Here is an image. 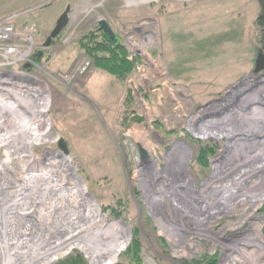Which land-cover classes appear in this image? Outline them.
Listing matches in <instances>:
<instances>
[{
    "label": "rangeland",
    "instance_id": "374dc122",
    "mask_svg": "<svg viewBox=\"0 0 264 264\" xmlns=\"http://www.w3.org/2000/svg\"><path fill=\"white\" fill-rule=\"evenodd\" d=\"M68 8V26L45 48ZM259 9V0H0V21L37 25L33 64L0 68V264H28L76 227L100 234L49 264L78 255L83 264H127L136 230L142 264H264V195L242 214L227 207L225 189L264 194ZM101 21L136 61L124 83L82 48L104 32ZM25 92L35 98L28 109ZM21 111L42 121L47 140L29 145ZM216 186L225 203H203Z\"/></svg>",
    "mask_w": 264,
    "mask_h": 264
},
{
    "label": "trees",
    "instance_id": "16d2710c",
    "mask_svg": "<svg viewBox=\"0 0 264 264\" xmlns=\"http://www.w3.org/2000/svg\"><path fill=\"white\" fill-rule=\"evenodd\" d=\"M259 6V13L255 20L256 40L259 52H264V0H259ZM85 41L82 43L85 53L95 60L100 71L109 74L116 81L124 83L135 72L136 61L129 59L127 48L117 36L112 39L108 34L98 30L97 33L89 34ZM191 132L201 137L196 127ZM206 193L207 195L205 196ZM206 193L202 196L205 197V200L202 201L203 203L215 197H220L225 203L224 193L217 186L216 188L211 187L209 192ZM144 245L141 233L136 230L132 243L123 256L127 264H142ZM78 256L70 257L62 264H83L82 258ZM216 261V258H212L210 259V264H217Z\"/></svg>",
    "mask_w": 264,
    "mask_h": 264
},
{
    "label": "bare ground",
    "instance_id": "6f19581e",
    "mask_svg": "<svg viewBox=\"0 0 264 264\" xmlns=\"http://www.w3.org/2000/svg\"><path fill=\"white\" fill-rule=\"evenodd\" d=\"M257 82V81H256ZM256 82H253V85H257L256 84ZM261 82H264V76L261 78ZM5 90V89H4ZM13 90V89H12ZM6 92H9V93H11L12 91H11V89L10 88H7L6 89ZM34 92V91H33ZM9 93H7V97L9 98V99H11V100H13V105H15V107L17 108L18 106H17V104H16V101H17V99H15L16 97H17V93L15 94V96L13 97V96H11ZM26 94H25V96H24V98H22L21 100H24V102L25 101H28V100H30V101H28V103H30L31 105L32 104H35L34 102H35V98H34V96L30 93V92H25ZM20 96H21V94H19ZM38 95V94H37ZM14 100H16V101H14ZM33 102V103H32ZM29 104V105H30ZM1 105V104H0ZM20 105V104H19ZM23 105V104H22ZM22 105H20V107L22 106ZM6 107H8L9 109H13L11 106H9V105H6ZM1 108V107H0ZM19 108V107H18ZM27 108V107H26ZM15 109V108H14ZM22 109V108H21ZM28 109V108H27ZM15 110H17V109H15ZM23 110V109H22ZM25 110V109H24ZM18 112H20V111H18ZM37 114V113H36ZM21 115L22 116H24L25 115V111H21ZM38 115H40L42 118H44V120H45V122L46 121H48V120H46L47 118L42 114V113H39ZM36 118H38V117H36ZM23 121L25 122V121H28V123H24V122H22V124L24 123L25 125H30V126H28V127H26L25 129L26 130H29L30 132H28L29 134H28V140L30 139V144L29 145H32L33 144V142L35 141V140H37L38 142H39V144H40V142L41 141H43L44 139H46L47 140V138H46V136H47V132H48V130H46V131H43V129H41V128H39V126L38 125H36L33 121H32V118L31 117H29V116H26V118H24L23 119ZM16 122H18V121H16ZM46 124H47V122H46ZM19 125V123H17V126ZM42 125V124H41ZM38 126V127H37ZM47 126H48V124H47ZM16 128V127H15ZM37 128V129H36ZM23 131V130H22ZM21 131V132H22ZM26 133V132H25ZM24 133V134H25ZM19 135V134H18ZM9 138V137H8ZM15 138V137H14ZM17 140V139H16ZM44 143V142H43ZM33 145H35V144H33ZM37 145V144H36ZM15 147V146H14ZM68 159H70L69 157H67ZM63 171V170H62ZM75 175H73V179H75V177H74ZM29 181H31V180H29ZM25 185H27L28 186V182L27 181H24V185H22L23 187H25ZM226 186V195H227V207L230 209V210H232V211H236V212H238V211H240L242 214L243 213H246V209H247V207L251 204V203H253V202H258V200H257V198H259V196H261V195H264V194H261V193H258V190H257V192H255V191H248V192H245V193H241V195H239V194H235L234 193V191H233V188H232V186H228V185H225ZM80 187V184L78 185H74V187L73 188H79ZM23 189V188H22ZM25 191V190H24ZM69 191V190H68ZM76 192L77 193H79V191L78 190H76ZM73 189H71V191L69 192V193H71V194H75L76 193ZM257 193V194H256ZM72 196V195H71ZM21 200V199H20ZM257 200V201H256ZM17 205H18V203H17ZM14 206V205H13ZM18 206H27V203L26 202H24V198H23V202H20V205H18ZM24 208H26V207H24ZM28 208H29V206H28ZM24 210L25 209H21V210H19L20 212H21V214H23L24 213ZM23 212V213H22ZM33 212V211H32ZM29 214V213H28ZM24 216V215H23ZM76 216V215H75ZM96 221L98 220L97 218H98V215L96 214ZM100 216V215H99ZM72 220V221H71ZM76 221V220H75ZM33 222H34V220H33ZM67 224L70 226V224L71 225H73L74 224V220L73 219H70L68 222H67ZM83 227H85V228H88L89 229V226H88V224H84L83 225ZM79 228H80V230H81V232H78L79 231ZM78 229H77V227L76 228H74L73 230H70V228H68V229H63L64 230V232L63 233H61V234H63V235H65L66 236V238H58V239H56V243L54 242H49V240L47 241V244L46 245H49L50 246V244L51 245H53L52 247H50L49 249H48V251H46L45 253H42V255L40 256V257H33L32 259H30L31 261L28 263V264H36L37 262H39V261H43L45 264H49V263H51V261L52 260H50V258L52 257V256H54V255H56V254H58V253H61L63 250H65V249H67V250H69V249H71V248H77L78 246H82L83 244H88V243H92V242H94L96 239H97V236H98V234H100V231H95L94 233H92L91 231H90V229H89V231H87L86 233L83 231V229H82V227H79ZM87 229V230H88ZM86 230V229H85ZM96 230V229H95ZM98 230H99V228H98ZM8 231V230H7ZM10 231V230H9ZM25 234V233H24ZM26 235V234H25ZM4 241V240H3ZM41 242L42 241H40V243H37L36 245L37 246H41L40 244H41ZM9 243V242H8ZM6 244V243H5ZM7 245V244H6ZM5 245V246H6ZM11 246H13V245H11ZM9 248H10V246H9ZM29 252V251H28ZM11 255H16V253H12ZM17 259H19L18 260V262H20V260H21V258L22 257H24V255L22 256V254L21 253H19V254H17L16 256H15ZM29 257V256H28ZM9 258V257H8ZM12 263V262H11ZM21 263V262H20ZM19 263V264H20Z\"/></svg>",
    "mask_w": 264,
    "mask_h": 264
},
{
    "label": "built area",
    "instance_id": "2783aa9c",
    "mask_svg": "<svg viewBox=\"0 0 264 264\" xmlns=\"http://www.w3.org/2000/svg\"><path fill=\"white\" fill-rule=\"evenodd\" d=\"M15 19H18V16L0 21V68L7 67L17 70L22 69V66L28 68L33 64L32 59L34 57H30L33 49L31 45L33 46V35L37 33V25L34 23L29 24L19 31L16 28ZM91 65L90 61L83 63L77 69L76 74L85 75L91 69ZM20 103H23L26 107L31 106L30 103H26L24 100H20ZM24 118H26L25 115L22 116V122H24ZM31 118L36 125H41L37 124L38 122L41 123V120H35L33 116ZM42 119L44 120V118ZM24 123H28V121Z\"/></svg>",
    "mask_w": 264,
    "mask_h": 264
},
{
    "label": "water",
    "instance_id": "95a60500",
    "mask_svg": "<svg viewBox=\"0 0 264 264\" xmlns=\"http://www.w3.org/2000/svg\"><path fill=\"white\" fill-rule=\"evenodd\" d=\"M69 13H70V8H68L64 14L60 17V19L57 22V25L55 26L54 30L48 37L46 43L44 44L45 48H49L52 44V41L56 39L68 26L69 24ZM100 29L106 32L112 39L115 38V34L112 30V28L109 26V24L106 21H101L99 23ZM42 53H39L38 55L35 56L36 59L41 57ZM257 71L264 68V54L260 53L259 54V60H258V66H257ZM60 148L64 151L65 155H68V150L67 146L64 144L63 141L60 142ZM141 151V156L143 160H146L148 158V155L146 152H144L143 149H140Z\"/></svg>",
    "mask_w": 264,
    "mask_h": 264
},
{
    "label": "crops",
    "instance_id": "0c3cea01",
    "mask_svg": "<svg viewBox=\"0 0 264 264\" xmlns=\"http://www.w3.org/2000/svg\"><path fill=\"white\" fill-rule=\"evenodd\" d=\"M4 16V15H3ZM2 17V15L0 16V18Z\"/></svg>",
    "mask_w": 264,
    "mask_h": 264
}]
</instances>
